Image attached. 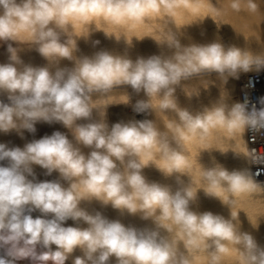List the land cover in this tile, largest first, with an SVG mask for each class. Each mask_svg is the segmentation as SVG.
Returning <instances> with one entry per match:
<instances>
[{
	"label": "clouds",
	"instance_id": "clouds-1",
	"mask_svg": "<svg viewBox=\"0 0 264 264\" xmlns=\"http://www.w3.org/2000/svg\"><path fill=\"white\" fill-rule=\"evenodd\" d=\"M202 7V0H0V43L7 45L8 53V61L0 63V95L7 99H0V133L15 132L23 139L25 131L36 133L38 123H59L72 137L54 131L23 147L0 143V264H66L77 249L82 255L72 264H110L113 257L116 264H197L202 251L208 252L207 264H224L233 251L237 264H264V247L240 230V211H232L240 198L264 190L255 179L260 172L229 171L214 159L210 168L198 162L197 188L184 151V145L195 140L205 145L203 150L226 153L229 150L207 147L208 142L264 130V97L259 108L254 103L249 107L247 97L229 104L223 88L229 77L264 70V51L226 47L219 41L183 46L178 39L182 27H169L154 40L174 50L171 55L162 52L135 60L127 52L109 50L77 55V41H87L95 31L132 47L133 38L150 36L129 38L128 32L153 18L175 21L184 14L193 17L187 25L203 21L211 16ZM231 8L240 11L241 0H233ZM256 8L247 0L249 11ZM78 27L87 31L77 39L73 34ZM21 43L31 45L27 49H34L47 64L24 63L19 53L25 48L17 47ZM99 43L93 41L94 46ZM62 60L72 66L61 67ZM202 73H214L220 80L219 99L197 112L180 107L176 88ZM121 86L144 93L146 99L131 105L135 113L154 114L152 100L158 98L159 109L175 118L165 129L155 119L109 126L106 110L112 104L101 110L92 97ZM186 95L198 96L199 91ZM84 148L90 151L85 154ZM231 151L250 163H264L251 153ZM35 166L45 176L58 173V178L39 180ZM149 166L165 178L174 177L177 188L149 181L143 174ZM183 176L189 177L188 183ZM199 190L229 207L230 218L191 210ZM93 201L122 215L151 220L154 227L126 226L81 206ZM34 212L40 215L34 217ZM68 220L75 226H66Z\"/></svg>",
	"mask_w": 264,
	"mask_h": 264
},
{
	"label": "bare ground",
	"instance_id": "bare-ground-1",
	"mask_svg": "<svg viewBox=\"0 0 264 264\" xmlns=\"http://www.w3.org/2000/svg\"><path fill=\"white\" fill-rule=\"evenodd\" d=\"M203 7L201 11L211 17H205L203 21L193 22V17L190 15H179L175 21L166 20L164 18H153L146 22V24L139 29L127 33L129 38L133 36H150L145 37L143 40L133 38L132 47H127L123 39L117 42L115 38H107L102 31H95L91 34L90 38L86 41L81 38L77 41L78 56H91L99 50H109L117 54H127L131 59L135 60L138 56L148 57L151 55H159L162 52L171 55L172 51L166 46H158L154 39L161 38L162 30H167L169 27H182L179 31L178 39L183 46H188L192 43L208 44L213 41H219L228 46H236L241 49H250L254 53L264 51V0H253L257 5L256 11L252 12L247 9V0H241V10L235 11L231 8L233 0H202ZM219 25V27L217 26ZM103 27L108 32H119L105 25H97ZM87 29H80L79 27L74 31V38H79L82 33H86ZM153 39H152V38ZM99 40L98 45H93V41ZM15 46V45H14ZM31 45L26 43L18 44V48H25L19 53L21 59L26 64L33 66H44L47 61L43 59L38 52L34 49H27ZM7 45L0 43V63L8 61ZM61 67H71L72 62L62 60ZM246 73H241L239 78L229 77L226 84L223 85L224 90L228 93V103L240 102L239 100V86ZM199 91V95H194L189 98L186 93L193 94ZM221 82L217 79L214 73H202L187 81H184L180 87L176 88L175 96L180 107L187 108L190 111L197 112L202 110L205 106H211L212 103L217 101L220 97ZM0 99L7 102L6 96L0 95ZM146 99L144 93H134L127 86L116 87L107 94H94L92 100L98 106L112 104L107 107L106 120L109 126L116 122H128L131 120L155 119L159 128L165 129L167 122L174 119V114L165 112L159 109V99L152 100L155 106L154 114H137L133 111L132 104L137 100ZM130 103V104H125ZM93 118L98 119V115L94 112ZM81 123L85 121H80ZM36 133L33 135L24 132L22 139L15 132L4 134L0 133V143H7L11 146L23 147L25 143L32 139H39L44 135H51L54 131H61L68 134L71 139V133L68 129L64 128L61 124H46L38 123L36 125ZM205 145L199 141L190 140L184 145V151L188 155L192 163V178L194 187H200L199 180V163L206 168L213 167V159L216 163L221 164L227 170H242L248 169L252 173L251 163L243 155H236L233 151L247 155L249 152L246 132L242 138L231 139L227 137L213 138L208 142L207 147L218 148L220 150L228 151L221 153L217 149L203 150ZM85 154L90 150L87 148L82 149ZM159 161L158 154L155 157ZM199 162V163H198ZM34 171L39 180H53L58 178V173H53L51 176H45L44 170L39 166L34 167ZM143 174L149 181H155L162 184L171 185L173 190L177 188L175 179L165 178L163 174L158 171L155 166H149L143 170ZM182 179L185 183L189 182V177L183 176ZM255 179L264 184L263 177H255ZM82 207L86 208L89 212L99 211L104 216L112 220H120L126 226H134L137 228L154 227L151 220H143L138 215L132 216L127 213L121 214L118 210L109 206H102L99 202L93 201L89 203H82ZM191 210L196 212L211 211L214 214H219L225 218H230V208L223 205L219 199L208 197L203 190L197 193L196 201L190 205ZM232 211L239 212L238 220L240 222V230L250 233L257 243L264 247V190L251 194L250 196L242 197L237 201V204L232 208ZM34 217L40 215L39 212L32 214ZM251 222H250V221ZM258 224L254 228L252 224ZM66 226H75L72 220L66 222ZM86 226V225H82ZM55 248V246H53ZM182 249V245H181ZM183 250V249H182ZM82 253L77 249L72 257L66 264H72V259L75 256H80ZM208 252L202 251L198 254L197 264H207ZM18 264H27L26 262H18ZM110 264H116L115 257L111 258ZM224 264H237L236 253L233 251L228 257L225 258Z\"/></svg>",
	"mask_w": 264,
	"mask_h": 264
},
{
	"label": "built area",
	"instance_id": "built-area-1",
	"mask_svg": "<svg viewBox=\"0 0 264 264\" xmlns=\"http://www.w3.org/2000/svg\"><path fill=\"white\" fill-rule=\"evenodd\" d=\"M251 82V83H250ZM247 97L251 104H256L257 108L260 107L259 98L264 97V70L260 72L246 73L240 82L239 86V100L242 103ZM246 140L249 152L264 161V130L259 133L246 131ZM252 173L260 172L259 176H264V163L253 164L251 163Z\"/></svg>",
	"mask_w": 264,
	"mask_h": 264
},
{
	"label": "rangeland",
	"instance_id": "rangeland-1",
	"mask_svg": "<svg viewBox=\"0 0 264 264\" xmlns=\"http://www.w3.org/2000/svg\"><path fill=\"white\" fill-rule=\"evenodd\" d=\"M20 262H23V261H20ZM20 262H19V263H20ZM24 262H26L27 264H30V262H29V261H27V260H24Z\"/></svg>",
	"mask_w": 264,
	"mask_h": 264
}]
</instances>
